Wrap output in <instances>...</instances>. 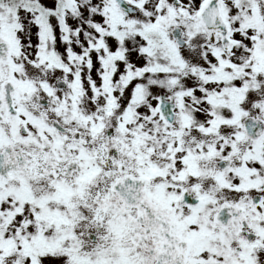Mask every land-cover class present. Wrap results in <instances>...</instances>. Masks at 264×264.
<instances>
[{
	"label": "snow or ice",
	"instance_id": "6c2138e0",
	"mask_svg": "<svg viewBox=\"0 0 264 264\" xmlns=\"http://www.w3.org/2000/svg\"><path fill=\"white\" fill-rule=\"evenodd\" d=\"M0 264H264V0H0Z\"/></svg>",
	"mask_w": 264,
	"mask_h": 264
}]
</instances>
